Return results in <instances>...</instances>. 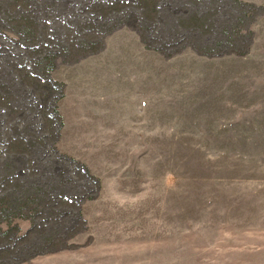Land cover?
Instances as JSON below:
<instances>
[{"label": "rangeland", "instance_id": "rangeland-1", "mask_svg": "<svg viewBox=\"0 0 264 264\" xmlns=\"http://www.w3.org/2000/svg\"><path fill=\"white\" fill-rule=\"evenodd\" d=\"M5 5L0 264H264V0ZM124 75L119 116L64 132Z\"/></svg>", "mask_w": 264, "mask_h": 264}, {"label": "bare ground", "instance_id": "bare-ground-1", "mask_svg": "<svg viewBox=\"0 0 264 264\" xmlns=\"http://www.w3.org/2000/svg\"><path fill=\"white\" fill-rule=\"evenodd\" d=\"M3 6V3H1ZM7 9L12 13V8L13 6H8L5 5V7L0 8V14L1 18L4 17L6 14V11H2L3 9ZM10 20V19H9ZM22 27H26L23 26ZM29 30V29H27ZM101 67L105 71L104 68L107 67V65L102 64ZM138 69V68H137ZM136 69V70H137ZM135 70V71H136ZM110 71V70H108ZM117 71V70H116ZM135 71H132L130 74L135 73ZM111 72V71H110ZM138 72V71H136ZM140 74L144 72L146 75L144 76H133V79H141L142 81L144 79V88H139L138 94L140 98H142V107H147L146 109L150 114H153L152 108L154 106V101H153V92H154V82H153V77L151 75H147V70L144 69V71L139 70ZM106 73V71L104 72ZM132 76V75H130ZM122 77V81L116 84L117 87L119 88V92H114L113 94L106 93L105 91L102 92H92L88 94L80 93L76 94L73 96V94H69L65 97V99L61 102L60 111L64 116V122H65V127H64V132L68 134L69 132L76 138L77 132H84L80 130V125L83 123L84 120H80V118L87 120L88 115H110V116H119L120 115V109L121 107H125L126 103L129 100H131L125 93L120 92V87L122 84L128 83V76H119V78ZM143 77V79H142ZM66 80V79H65ZM68 84H70V81H67ZM160 84H163V78H161ZM107 88L106 86L103 88L105 90ZM160 90L156 89V92H160L161 96H163V87L160 88ZM167 92V91H164ZM64 95V94H63ZM64 98V96L62 97ZM159 101H157L158 103ZM162 102V101H160ZM130 103V101H129ZM129 106H132L129 104ZM141 107V108H142ZM97 116V115H95ZM93 116V117H95ZM98 123L100 125H103L101 123V120L98 119V121H91L89 124L84 123L85 125L91 126V124ZM79 126V127H78ZM84 129V127H83ZM143 130V129H142ZM90 131V130H89ZM76 132V133H75Z\"/></svg>", "mask_w": 264, "mask_h": 264}]
</instances>
